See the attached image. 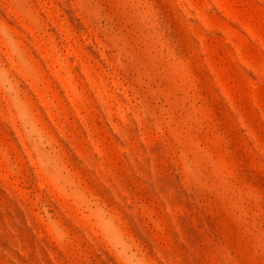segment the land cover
Instances as JSON below:
<instances>
[{
    "label": "rangeland",
    "instance_id": "374dc122",
    "mask_svg": "<svg viewBox=\"0 0 264 264\" xmlns=\"http://www.w3.org/2000/svg\"><path fill=\"white\" fill-rule=\"evenodd\" d=\"M0 264H264V0H0Z\"/></svg>",
    "mask_w": 264,
    "mask_h": 264
}]
</instances>
